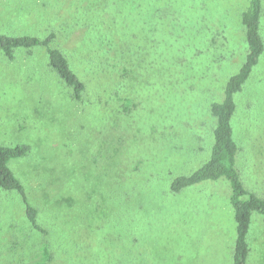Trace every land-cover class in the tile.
<instances>
[{
    "label": "rangeland",
    "instance_id": "1",
    "mask_svg": "<svg viewBox=\"0 0 264 264\" xmlns=\"http://www.w3.org/2000/svg\"><path fill=\"white\" fill-rule=\"evenodd\" d=\"M248 3L0 0V35H52L86 88L75 100L42 46L0 50V145L28 147L8 167L36 211L34 225L22 195L0 190V264H233L228 181L170 187L210 157L209 107L244 60ZM124 68L128 103L113 95ZM234 102L236 167L264 197V51ZM247 242L245 264H264L263 214Z\"/></svg>",
    "mask_w": 264,
    "mask_h": 264
},
{
    "label": "trees",
    "instance_id": "2",
    "mask_svg": "<svg viewBox=\"0 0 264 264\" xmlns=\"http://www.w3.org/2000/svg\"><path fill=\"white\" fill-rule=\"evenodd\" d=\"M261 9V0H249L247 7L241 12L240 18L246 39L244 60L238 71L231 75L222 87V100L212 102L209 107L210 113L215 119V125L212 129L213 144L209 159L193 172L175 177L170 187L172 191L177 192L204 180H216L224 177L228 181L230 202L236 224V237L232 253L233 264H245L246 262L249 250L247 232L251 214L258 212L264 215V197H260L252 190H249L240 179L236 167L238 145L233 139V126L231 124L235 111L234 95L242 90L243 84L248 79L252 68L258 64L259 58L264 51V42L260 34ZM52 38V35H48L43 40L33 36L0 35V50L6 57L12 58L15 49L21 47L42 46L46 48L49 68L71 89L75 100L82 99V94L86 90L84 83L70 68L62 52L49 47V42ZM104 70L106 75H102V79L108 83L113 78L111 74H115L114 68L105 67ZM119 72L118 91H115L113 95L116 101L122 103L126 100L128 103L132 100L129 94L130 90L129 92L124 90L131 86V72L125 68ZM103 91L108 92L110 89L106 88ZM113 95L109 94L110 98H113ZM123 95L125 96L123 97ZM122 110L123 114L131 115L132 113L128 106ZM27 150L28 147L26 145H16L14 147L0 145V190H16L21 194L25 202L27 217L30 222L36 225V211L26 202L22 185L8 167V161L11 158L25 156Z\"/></svg>",
    "mask_w": 264,
    "mask_h": 264
},
{
    "label": "crops",
    "instance_id": "3",
    "mask_svg": "<svg viewBox=\"0 0 264 264\" xmlns=\"http://www.w3.org/2000/svg\"><path fill=\"white\" fill-rule=\"evenodd\" d=\"M248 249H249V246H248ZM250 250V249H249Z\"/></svg>",
    "mask_w": 264,
    "mask_h": 264
}]
</instances>
